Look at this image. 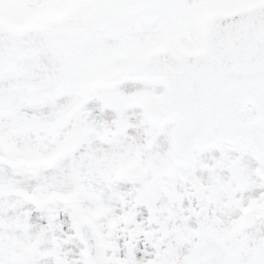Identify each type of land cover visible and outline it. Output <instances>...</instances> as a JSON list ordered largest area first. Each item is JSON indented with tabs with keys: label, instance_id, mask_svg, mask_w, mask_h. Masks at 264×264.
Here are the masks:
<instances>
[{
	"label": "snow or ice",
	"instance_id": "snow-or-ice-1",
	"mask_svg": "<svg viewBox=\"0 0 264 264\" xmlns=\"http://www.w3.org/2000/svg\"><path fill=\"white\" fill-rule=\"evenodd\" d=\"M0 264H264V0H0Z\"/></svg>",
	"mask_w": 264,
	"mask_h": 264
}]
</instances>
